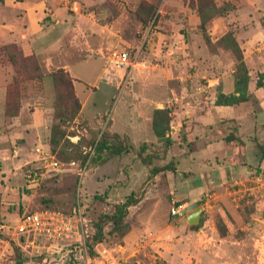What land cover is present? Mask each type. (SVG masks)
I'll list each match as a JSON object with an SVG mask.
<instances>
[{"label":"rangeland","instance_id":"rangeland-1","mask_svg":"<svg viewBox=\"0 0 264 264\" xmlns=\"http://www.w3.org/2000/svg\"><path fill=\"white\" fill-rule=\"evenodd\" d=\"M212 1L225 11L205 25L210 48L202 35L197 0L0 2V25L15 23L26 9L43 31L34 37L35 51L18 56L16 68L4 53L6 40L0 42L8 111L19 102L23 108L15 125L0 126L6 131L0 149V223L41 209L80 211L88 244L99 217L113 213L134 192L140 200L128 208L125 231H112V223L105 221L104 239L90 252L98 264H264V0ZM226 32L233 33L243 50L249 97L236 106H221L219 115L234 120L242 144L224 141L231 125L220 118L214 124V112L206 115L213 124L184 117L187 111L191 119L195 111L206 113L222 88L215 78L233 77L234 56L217 41ZM191 40L194 51L187 44ZM170 45L177 46L171 55ZM121 50L129 52L126 68L112 59ZM165 73L172 75L168 84L174 94L159 84ZM258 79L263 86L256 85ZM74 91L80 109L71 118ZM168 99L173 103L168 131L173 142L167 147L153 134L148 109ZM186 102L187 110L182 107ZM199 103L204 109L195 106ZM101 131L117 133L128 152L93 162L91 145ZM185 132L187 141L182 140ZM141 144L151 166L168 164L174 172L151 174L139 158ZM36 147L50 150L62 166L31 184L27 175L39 165ZM198 200L200 220L189 225L187 206ZM179 205L183 207L174 215L171 209ZM76 237L72 234L57 246L40 237L32 254L36 261L45 259L44 264H75Z\"/></svg>","mask_w":264,"mask_h":264},{"label":"trees","instance_id":"trees-1","mask_svg":"<svg viewBox=\"0 0 264 264\" xmlns=\"http://www.w3.org/2000/svg\"><path fill=\"white\" fill-rule=\"evenodd\" d=\"M3 0H0L2 2ZM197 15L200 21V27L202 28L203 38L205 44L208 48H210V39L204 32L205 25L209 22L216 14L222 15L225 11L224 8L217 7L212 0H197L196 5ZM217 41L222 43L226 49H228L234 56L235 59V70L233 72V82H234V91L230 94H224L221 91L218 92L215 104L216 105H230L235 106L241 102H245L248 100V82H249V74L248 69L244 60L243 50L240 47L238 41L234 37L232 32H226L223 34ZM4 53L6 55L7 60L12 63V65L16 68V64L18 63V56L24 57L28 56L24 54L22 49L15 44H6L4 45ZM37 68V65H36ZM59 73H66L63 69H59ZM36 76H40V73ZM53 77L57 79V75L53 74ZM63 77V76H61ZM71 84V83H70ZM69 85V83H68ZM256 85L258 87L263 86V82L261 80H257ZM72 89V88H71ZM74 90V89H73ZM17 95V93H16ZM72 102L74 104V109H71L69 113V117L74 118L80 109V103L78 101V97L74 91L71 94ZM20 102L17 103V107L13 111H8V89L5 92V100H4V114L6 116H16L19 112ZM170 121H171V110L169 108H155L152 111L151 115V128L155 137L162 141L165 146H170L173 142L172 138L169 136L168 131L170 130ZM222 124L230 123L231 127L227 126L225 130H229L224 136V141L227 144H242L243 141L240 135L236 132V127L233 124L234 120H222ZM184 127V124H183ZM184 130V129H183ZM183 141H187L186 132L182 136ZM91 149L95 154V158L93 162L95 163H104L111 156L122 155L128 152V145L120 140L119 135L117 133H108L107 131H101L100 136L96 141L92 142ZM145 150V145L141 144L140 146V155L139 158L143 164L150 166L151 174H158L161 171H172L174 172V168L171 166L164 165L161 167L151 166V159L149 156L142 155V152ZM261 150V158L264 160V147L260 148ZM140 198L135 195L134 192L128 194L124 201L117 203L114 206V211L111 214H102L99 217V220L95 223V232L92 236L90 242H88V248L90 252H92L94 246L98 243H101L104 239V223L105 221H110L112 223V231H125L126 222L125 218L128 213V208L132 205L138 203ZM10 258L13 261V264L20 263L22 259V252L18 250L15 245H12L10 248ZM74 264V263H73Z\"/></svg>","mask_w":264,"mask_h":264},{"label":"built area","instance_id":"built-area-1","mask_svg":"<svg viewBox=\"0 0 264 264\" xmlns=\"http://www.w3.org/2000/svg\"><path fill=\"white\" fill-rule=\"evenodd\" d=\"M112 59L115 64L124 66L129 65V52L126 50L114 51ZM37 162L39 165L30 171L27 175L29 183H38L40 179L45 178L49 171H60L61 161L50 150L43 147H36ZM74 163V162H71ZM85 172L86 164L81 168ZM82 174V173H81ZM181 207L173 206L171 212L178 215ZM84 218L81 213L73 211L72 214H63L57 210L41 209L31 213L22 214L18 218L0 223V264H13L10 258V248L15 245L22 252V259L18 264H44L45 259L36 261L32 251L38 238H43L49 242L48 246H57L61 241L72 239V234L77 237L72 240L77 245L78 256L74 254L75 264H98L95 257L90 255L89 248L84 240L83 230ZM75 222L76 225L72 223ZM75 228V230H73ZM71 243H65L64 245Z\"/></svg>","mask_w":264,"mask_h":264},{"label":"crops","instance_id":"crops-1","mask_svg":"<svg viewBox=\"0 0 264 264\" xmlns=\"http://www.w3.org/2000/svg\"><path fill=\"white\" fill-rule=\"evenodd\" d=\"M16 3H19L20 2H16ZM14 5V4H13ZM16 9H23L21 8L20 6H14ZM22 13H23V16L22 17H18L16 15V19H15V23H7V22H3L0 26V32H3L4 34V37H2V39L0 40L1 41H5L4 44H7V43H16L18 44L23 53L24 54H28L29 51L31 52L32 50L35 51L36 49V45H35V42L33 43V40H34V37L39 34V31H40V34L43 32L41 31L40 28H38V24L37 26H34L32 20L30 17H28V13L26 11V9L22 10ZM17 22V24H16ZM26 23L23 24V23ZM15 24V25H14ZM12 27H15V30H13ZM25 30V32H23ZM68 33H70L68 30L66 32H64L61 36L59 37H54V39H52L48 45H47V50H49L50 48H53L55 47L59 41L66 35H68ZM62 37V38H61ZM26 38V39H25ZM149 38H151V35L149 36ZM189 43H187L189 45V48L190 50H193L194 51V44H193V41H188ZM183 43H185V41H183ZM180 46V45H179ZM174 51H177V46H175V48H173V45H170L168 50H167V54H170V53H173ZM171 55V54H170ZM49 62V58L46 59V63ZM6 66H4L2 63H0V126L1 124H9V125H15L21 118H22V111H23V108L21 107L19 109V112H18V115L16 116H5L4 114V100H5V92H6V89H5V80H4V77H3V74H5V71L7 69V67L5 68ZM64 67L65 69H67V66L64 65L62 66ZM68 70V69H67ZM103 68L101 70V72L103 73ZM167 72V71H166ZM170 75V76H169ZM193 77H197V74L196 73H193L192 74ZM230 76V75H229ZM162 77V76H161ZM204 77V76H202ZM169 79H172V75L169 74V73H165V76L163 77V81L162 80H159V84L164 88L163 91H165V93L170 90L173 94H174V89H172L168 82H169ZM219 79H222L221 81ZM211 81V80H210ZM215 83H219L218 85H220V83H222V88H221V92L224 93V94H230L232 91H234V82H233V77H229L227 79L224 80V77H217L215 78ZM217 81V82H216ZM219 81V82H218ZM211 84H208V86H210ZM200 88V89H199ZM198 89L201 90V87H199ZM261 89L264 90V87H262ZM162 90V89H161ZM202 91V90H201ZM168 93V92H167ZM198 93V92H196ZM190 95V94H189ZM151 98H147L146 97V100H150ZM174 100H177L178 97L177 95L173 96ZM216 99V97H215ZM215 99H213L211 102H212V105L209 106V110L205 113L204 111L201 113L199 111H195V114H193V117L191 119V116H192V113H188V111L186 112V114H184V117L186 118H189L190 120H194L195 122H198L199 125L200 124H213L212 123V120L209 119V117H206V115L208 116H211L212 115V112H214L216 115V118L214 119V124H215V120H219V122H221L222 120L224 119H227V118H224L222 117L221 115H219V112L221 109V106H230V105H216L214 102H215ZM151 101V100H150ZM167 101L169 102H158L160 106H158V103L156 102V106L154 107H149L148 109V119H151V115H152V111L153 109L155 108H169L171 110V120H172V115H173V110H172V107L171 105H173L172 102H170L171 100L168 99ZM169 103H171V105H169ZM206 103V102H205ZM21 104H22V101H21ZM199 104H195V106H198L200 108H202L203 106ZM22 106V105H21ZM236 106V105H235ZM182 107H185V109L187 110V102L186 103H183L182 104ZM197 107V109H198ZM175 108V107H174ZM204 109V108H202ZM174 112L178 113V111L174 110ZM194 113V112H193ZM179 115H182V113H178ZM135 116V119H138V116L137 115H133ZM229 116V115H227ZM225 116V117H227ZM229 118V117H228ZM132 121V119H130V122ZM218 122V123H219ZM183 124H184V127H183ZM182 124V129L185 128V123ZM113 125H111V129H112ZM177 130V129H176ZM6 134V131L3 130L1 127H0V149L2 148V145H3V138Z\"/></svg>","mask_w":264,"mask_h":264},{"label":"water","instance_id":"water-1","mask_svg":"<svg viewBox=\"0 0 264 264\" xmlns=\"http://www.w3.org/2000/svg\"><path fill=\"white\" fill-rule=\"evenodd\" d=\"M201 201H195L187 206V210L189 213L186 216V221L189 225H196L198 224L200 220V213H201V208L200 205Z\"/></svg>","mask_w":264,"mask_h":264}]
</instances>
